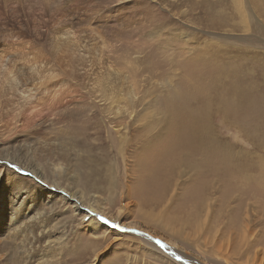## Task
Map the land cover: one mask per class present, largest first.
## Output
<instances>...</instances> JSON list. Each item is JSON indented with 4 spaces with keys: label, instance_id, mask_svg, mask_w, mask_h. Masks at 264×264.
Returning <instances> with one entry per match:
<instances>
[{
    "label": "rangeland",
    "instance_id": "1",
    "mask_svg": "<svg viewBox=\"0 0 264 264\" xmlns=\"http://www.w3.org/2000/svg\"><path fill=\"white\" fill-rule=\"evenodd\" d=\"M5 170L33 264H264V0H0Z\"/></svg>",
    "mask_w": 264,
    "mask_h": 264
},
{
    "label": "bare ground",
    "instance_id": "2",
    "mask_svg": "<svg viewBox=\"0 0 264 264\" xmlns=\"http://www.w3.org/2000/svg\"><path fill=\"white\" fill-rule=\"evenodd\" d=\"M122 97H123V95L120 96V99H122ZM5 172H6L5 177L7 179H10L11 181L8 182V184H4L3 181H0V227H2L4 224H6V222H8L7 220H9V224L7 225L8 228H11V227L15 226L18 222H21L20 223L21 224L20 225L21 227L23 225H24L23 227H25L27 225V230L30 233L33 232L32 233L33 235L31 237L30 241L26 243V253L24 252L25 253V257H24V260H23V262L21 264H33L34 258L32 259V257L30 256V252H31L32 249H35L36 248V246H37L36 243H38V241L40 240L39 237H35L34 232L38 231V232H41L42 235H45V230L44 229H46L47 226L44 224V220L42 219V217H40L41 211L39 209H37V206L38 205L34 203L35 200H33V198L30 196L31 194L28 193L26 196H22L23 194L25 195L26 187H25V182L22 180L21 176L18 175L17 173H15L12 170H5ZM40 172H41V174L43 176V172L44 171L40 170ZM158 179L159 178H157V180ZM155 182H153V183H155ZM145 189H147V187ZM55 190H56L55 192H53V193H51L49 195V197H53V200L58 195H60V196H66V193L63 192L64 190L60 189L59 186H55ZM59 193H62V194H59ZM151 193H150V195H151ZM68 196L75 198L76 197V194L75 193H69ZM143 197L146 198L145 195ZM155 197H154V199L157 198V197L156 198ZM20 199H22V200L20 201ZM75 199H73V200H75ZM78 199H80V198H78ZM78 202H79V200L75 204V206H77V207H78V204L79 205L80 204L81 205L83 204L82 202L81 203H78ZM29 222H32V223H29ZM97 226H98V224H94L93 225V228L96 229V228H98ZM41 233H38L37 236H40ZM159 261H162V260L160 259ZM0 262H1V259H0Z\"/></svg>",
    "mask_w": 264,
    "mask_h": 264
}]
</instances>
